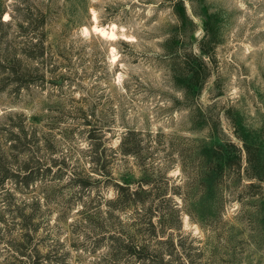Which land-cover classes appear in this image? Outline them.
Returning a JSON list of instances; mask_svg holds the SVG:
<instances>
[{
    "label": "rangeland",
    "instance_id": "rangeland-1",
    "mask_svg": "<svg viewBox=\"0 0 264 264\" xmlns=\"http://www.w3.org/2000/svg\"><path fill=\"white\" fill-rule=\"evenodd\" d=\"M183 1L178 24L172 0H0L1 20L15 18L0 23V150L14 144L8 159L33 175L0 176V264H141L110 250L137 224L151 259L264 264V0ZM40 4L42 49L38 20L17 25ZM243 142L258 179L237 167ZM116 183L161 201L151 223L176 246L113 209Z\"/></svg>",
    "mask_w": 264,
    "mask_h": 264
},
{
    "label": "trees",
    "instance_id": "trees-1",
    "mask_svg": "<svg viewBox=\"0 0 264 264\" xmlns=\"http://www.w3.org/2000/svg\"><path fill=\"white\" fill-rule=\"evenodd\" d=\"M172 9L173 12L176 16V20L178 24H183V21L186 19H189L187 12H186V7L184 5L183 0H172ZM38 17H35L33 19L32 15L26 12L18 21L17 25L27 29L30 27L31 24L34 23L35 20H38V25L40 27V36L37 37L36 43L34 45H38L40 49H42V36L45 34L44 32V27L46 24V17L47 14L50 12V7L44 6L43 4H40L36 8ZM9 15L11 16L8 20H1L2 15L0 14V23L4 25H9L11 24V21L15 20L14 15H12V11L8 12ZM206 26V25H205ZM207 53V52H203ZM26 56V54H25ZM9 57V56H8ZM7 55L5 56V59L8 58ZM14 59H8L11 61V64H21L20 59L17 57H13ZM199 67L202 68L204 65V62H201V64H198ZM188 67V68H187ZM185 76L188 77V80L192 83L197 85L199 78H200V70L197 66V68H193L192 66H185L183 68ZM23 74L26 72L27 68L24 66L23 67ZM15 73L17 71H14ZM21 74V73H19ZM18 135H15V139L18 140ZM14 139V138H13ZM14 141V140H13ZM124 145V142H122ZM15 147L14 144H9L7 148H4L0 150V176L2 179H15L17 180L18 178H21L23 181V185L26 187L28 183L33 179L32 175V168H28V166L24 167H18L16 166L12 161H10L8 158L10 157V152L12 151V148ZM250 145L247 144L246 142H243V158L242 154L238 155V163L237 167L238 169L241 168L242 162L244 161L245 164V171L247 170L246 176L251 179H258L260 175V159H259V154L257 152H253L250 149ZM94 155L97 154L96 148L93 150ZM125 154H133L134 151H132L130 148H126L123 150ZM233 151V150H232ZM227 152L224 154L223 152L219 154V162L217 163V166H219V172L222 174L223 172L226 171V168H229L232 163H235L234 157L235 155H231L233 152ZM235 151V150H234ZM96 158V157H95ZM240 160V161H239ZM93 163L98 165V159L93 160ZM95 169V168H94ZM248 169L251 170V172H248ZM21 173V174H20ZM90 177V175H87ZM86 185V184H84ZM115 192L116 195L113 198L108 199V203L111 205H114L113 209L116 207L117 210H123L127 208H132V210L139 214L142 215L143 218H146V224L149 226H152L154 229L152 223H151V216L153 215H159L160 212L164 211V209L161 208V201H156L155 199L149 198L148 195L145 197H142L141 194L145 192V189L142 188L141 186H137L134 188H131L128 184H122V183H116L115 184ZM168 203H170L172 206H170V210H172V213L176 214L177 217H180V212L181 210L179 209L177 203L172 199L168 198L165 199ZM117 205V206H116ZM145 224V223H143ZM135 230L133 233L131 232H126L124 236L121 234H111V238L113 239L114 244L113 250L111 252H122L123 254H126L129 257L135 258V259H140L141 264H170L172 262V255L168 253V258L164 256V254H161L158 256V259H151L147 256V253H149L150 247L146 242H137L136 237H145L146 234L141 232V228L139 226L141 224H137ZM150 232H148L149 234ZM156 237H157V243H170L172 246H176L174 244L175 238L170 234L167 233L166 235L162 234L160 235L154 230L151 231ZM162 233V232H160ZM147 234V235H148ZM136 238V239H135ZM156 251V250H152ZM150 259V260H149ZM31 264H37L36 261H32Z\"/></svg>",
    "mask_w": 264,
    "mask_h": 264
}]
</instances>
